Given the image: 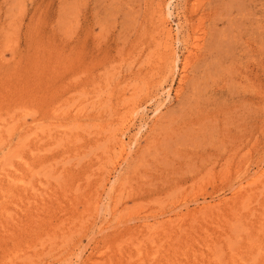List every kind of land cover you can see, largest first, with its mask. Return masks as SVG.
<instances>
[{
    "label": "rangeland",
    "instance_id": "rangeland-1",
    "mask_svg": "<svg viewBox=\"0 0 264 264\" xmlns=\"http://www.w3.org/2000/svg\"><path fill=\"white\" fill-rule=\"evenodd\" d=\"M0 264H264V0H0Z\"/></svg>",
    "mask_w": 264,
    "mask_h": 264
}]
</instances>
